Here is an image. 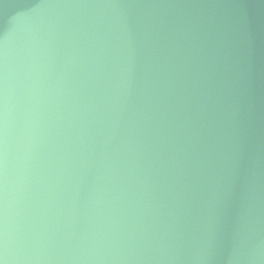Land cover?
<instances>
[{"label": "water", "instance_id": "1", "mask_svg": "<svg viewBox=\"0 0 264 264\" xmlns=\"http://www.w3.org/2000/svg\"><path fill=\"white\" fill-rule=\"evenodd\" d=\"M0 264H264L105 0H0Z\"/></svg>", "mask_w": 264, "mask_h": 264}]
</instances>
